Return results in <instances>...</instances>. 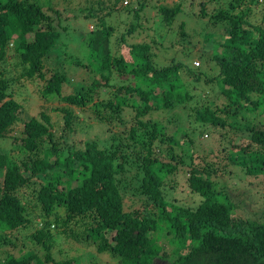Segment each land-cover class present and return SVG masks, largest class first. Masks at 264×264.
Wrapping results in <instances>:
<instances>
[{
    "label": "trees",
    "instance_id": "1",
    "mask_svg": "<svg viewBox=\"0 0 264 264\" xmlns=\"http://www.w3.org/2000/svg\"><path fill=\"white\" fill-rule=\"evenodd\" d=\"M122 1H91L84 17L95 18V28L77 32L74 38L84 50L69 54L61 37L80 28L63 25L51 0H0V140H19L24 153L19 157L0 147V245H7L0 264H75L68 252L60 250V257L50 252L67 230L73 243H89L119 264H160L165 257L170 264H264V206L259 216L243 215L244 192L219 181L228 159L245 174L261 175L264 184V123L258 120L264 115V27L249 19L256 0H135V8L125 5L134 19L108 21ZM211 2L216 8L209 10ZM178 14L191 18L205 48L214 49L206 58L218 67L214 75L176 55L162 66L155 62L158 50L175 47L170 41ZM187 24L182 20L177 26L183 37ZM120 25L124 31L114 40ZM136 31H147V39L134 41ZM28 34L34 38L28 40ZM127 35L133 39L127 42ZM200 49L186 45L179 54L202 57ZM73 67L83 73L72 81L67 73ZM24 78H38L41 96L65 104L59 108L61 122L44 108L24 120L28 98L14 97L19 87L8 91ZM70 84L71 91L62 94ZM206 85L220 103L200 93ZM104 91L110 98L100 96ZM126 107L133 112L130 122L123 117ZM176 108L186 118L193 111L198 126L208 125L224 142L197 153L194 129L188 132L168 119L180 131L179 141L162 121L143 118ZM74 109L86 117L79 119ZM90 121L103 127L105 136L77 144L71 136L75 122L84 129ZM163 152L170 155L167 160ZM181 166L188 167L186 187L199 199L194 205L168 194L177 182L168 176Z\"/></svg>",
    "mask_w": 264,
    "mask_h": 264
},
{
    "label": "rangeland",
    "instance_id": "2",
    "mask_svg": "<svg viewBox=\"0 0 264 264\" xmlns=\"http://www.w3.org/2000/svg\"><path fill=\"white\" fill-rule=\"evenodd\" d=\"M91 1H94V0H51L54 7L61 12V15H62L61 23L63 25L67 26L69 30H72L73 28H80L79 31H76L75 33L69 35L68 38L65 36L61 37L62 40L66 41L67 51L69 54L74 53V50L76 49L82 50V51L84 50V45L80 46L79 41H76V39L74 38L76 33L80 31L82 33L83 32L85 33L87 30L89 31L95 28L96 19L95 18L89 19V18L84 17V15L88 13V11L85 8L90 5L89 3ZM134 3H135V0H123L122 6H120V9L116 8L113 11L112 15L107 16L106 19L108 21L110 20L113 21V23H117V22L120 23L123 20L122 21H118V20L121 18L124 19L125 17H129V19H131L132 17L131 13L127 11V8L125 7V5H130V6L132 5V7L135 8ZM124 8L125 10H123ZM183 8L185 10H189L187 6H184ZM208 8L209 10L216 8L215 3L211 2ZM194 10L196 11L198 10L197 5L194 7ZM262 11H264V0H256V2H254L251 5V14H250L249 19L251 22L257 23L264 27V20L260 18V14ZM152 14H153V11L150 10V14L148 15L152 16ZM66 15L68 17H66ZM73 15H75L76 17L73 18ZM182 20H186L188 23L186 25L187 27H185V32L187 35H185L184 37L180 33H177L178 32L177 26L179 25V22H181ZM172 25L174 26L176 33L171 35L170 42L174 43L175 47L173 51L158 50L157 56L155 57V62L162 66L163 64L168 63L171 56L176 55L180 60L184 61V63L193 64V66L198 67L199 69L205 71L207 75L209 76L214 75L217 72L218 67L215 66L214 61L207 60V59L213 56L215 51L212 48H205L204 40L201 39L200 35L197 34L196 33L197 31L193 29L192 27V25L195 26L194 22H192V19L187 16H181L178 14L175 17ZM195 27L198 28V25H196ZM222 28L223 27L219 28V30L217 31V33L220 36L225 33V31H223ZM123 29H124L123 25L118 26L117 31H115L112 34V38L114 40H117L119 37V32L120 31L123 32L124 31ZM145 34L137 33L136 31L135 33H133L134 41L138 42V41L146 40L148 36H146ZM27 38L28 40L33 39L34 38L33 34H28ZM126 38H127V42L128 40L133 39L132 35H127ZM168 42L166 41L165 45H167ZM186 45L190 47L195 46V49L197 50L201 48L200 51L202 50V52L200 55L202 57H199V55H192L189 58H185L184 56H181L179 52L182 51L184 48H186ZM10 54L12 53L10 52L8 53L9 57H10ZM9 57L6 60L7 62L9 59H11ZM68 59H72L71 56L69 57L68 55ZM92 60H90L89 66L95 69L96 64ZM6 61L3 63V65L6 63ZM66 66L68 67V64H66ZM80 72H82L81 69L73 67L71 70H68L67 76L71 78L73 81L74 78H77L79 76ZM10 85L11 86L8 91H11L10 89L12 90L15 89V87L16 88L19 87V92H17L18 95H16V92L14 93L15 98L20 99L22 97L24 98L26 97V99L28 98L29 100L28 101L24 99L23 101V103L26 101L27 104H30V107H28L29 109L28 112L25 111L24 120L28 119L31 115H33L36 112V110L38 112L41 108H44L47 112L51 114L53 119H57L61 122V111L59 110V108L61 106H64L65 104L61 102L58 97L45 98L41 96V94L39 93V91L41 90V86H42L41 80H39L38 78H24V79H20L19 81L12 82ZM189 87L191 89L193 88V94L195 95V98H196L197 96L196 84L193 83ZM202 89L203 91L200 93L203 95L205 94L208 95L209 91L211 90V86L209 85H206L205 87L202 86ZM102 90L104 89L102 88ZM70 91H71V84L70 86L63 85L62 94H66ZM100 96L106 97V99L110 98L109 92L107 93L106 91H104V93H102ZM208 98L213 99L216 103H220L222 100V99L217 98V92L209 96ZM92 102L93 101H91L90 104ZM52 106H56V108L58 109L57 113H53L54 111L50 110V107ZM37 112L35 114H37ZM74 112L78 115L79 119H84V117H86V115L82 114L78 109H74ZM190 112L191 114L186 118L185 113L179 111V109L177 108L171 111L168 110V112L164 110L163 111L161 110L150 111L143 118L147 120L149 117H151V118H155L156 120L162 121V123H165L166 125L167 134L173 133V136L179 138L178 139L179 141H182V139H180V136H181L180 131L174 130L173 123H177L178 125L183 126L184 129L187 130L188 132H191L194 129L195 133L193 134V137H194L193 140L195 143L192 147H194L197 153L201 152L203 147H208V148L219 147L221 144V141L224 142V140L223 139L220 140V138L218 137V133L216 135H211L208 125L198 126L200 125L199 121L192 117L194 115V112L193 111H190ZM126 114H127V117L130 118V119L127 118L126 122H130L133 112L131 111L129 107H126V109L124 110L123 117L126 116ZM171 114L172 116H170ZM168 119H172L173 125L168 124L169 123ZM263 119H264V115L260 114V116L258 117V120L264 123ZM90 122L92 123V126L89 128L86 127L84 129H82V125L80 123L75 122V125H74L75 131L72 132V134L70 133L71 136H73L74 142L79 144L82 140H85V139L94 138L98 140L99 138H103L105 136L106 130H104L103 127L102 128L98 127V124H96L94 121H90ZM263 123L261 125H263ZM228 131H230V133L232 134V129L228 128ZM14 133H15V130H13L10 134H14ZM66 134L68 136L70 135L68 132ZM164 143H166V141ZM20 144L21 142L19 140L12 141L11 137H5L2 140H0L1 149L10 148L12 149L13 153H19V157L23 156L24 154L21 151ZM165 146L166 144L162 145V147H165ZM184 148L186 149L185 151H187V153L189 152V150H191L190 143L188 141H186V143L184 144ZM181 149L182 148L180 146H176L175 147L176 154H180ZM224 155H225V152L223 153V156ZM161 156L164 157L165 160H167L168 157H170V155L167 154V152H163V155ZM178 157L175 158V160L176 159L178 160ZM175 160H172V161H175ZM224 163L225 164L220 167L221 171L219 174L221 176L220 177L221 180L219 181L222 184L234 185L237 187L239 191L244 192L242 194L244 198L242 199H245V200L242 203H240V207H239V209L243 212V215L247 214V217H252V218L259 216L261 212L263 211V206H264V184L262 183V180H261L262 176L261 175L253 176V175L245 174L244 167L238 164H234L233 161L231 160L225 159ZM162 172L164 173V170ZM187 173H188V167L181 166L180 169H176L175 172L169 174L168 177L174 176L177 182L174 183L175 185L172 189L168 190V194L170 195L171 199L173 198L176 202H181L187 205H192V204L194 205L195 203L198 202L199 199L197 195H195L194 193H191L189 189L186 187L185 179H186ZM25 174H29V172H25ZM37 176L40 180L44 179L42 174H37ZM235 195L239 196L237 194ZM126 203L130 204L129 201H127ZM135 206H139V204H136ZM65 234L63 233L59 235L57 237V240L51 247L50 252L51 254H53V256L60 257L61 255H64V253L62 252L60 253V250H62L64 252H68L70 256H74L76 258L77 262H75V264H87L88 261H93L94 264H119V262L116 259H113L109 255V253L107 252L97 253L95 250V247L89 243H86L83 241L73 243L71 241V238L69 239V236L72 237V234H73L71 231L67 230ZM6 247L7 245L6 246L0 245V254H3V251L5 250ZM40 250H43V249L40 248ZM15 253H18L17 250H15ZM169 261L170 259L165 257L164 260H162L160 264H170Z\"/></svg>",
    "mask_w": 264,
    "mask_h": 264
},
{
    "label": "clouds",
    "instance_id": "3",
    "mask_svg": "<svg viewBox=\"0 0 264 264\" xmlns=\"http://www.w3.org/2000/svg\"><path fill=\"white\" fill-rule=\"evenodd\" d=\"M198 63V62H197Z\"/></svg>",
    "mask_w": 264,
    "mask_h": 264
}]
</instances>
